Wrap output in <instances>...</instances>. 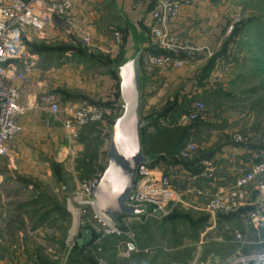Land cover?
<instances>
[{
  "label": "rangeland",
  "instance_id": "374dc122",
  "mask_svg": "<svg viewBox=\"0 0 264 264\" xmlns=\"http://www.w3.org/2000/svg\"><path fill=\"white\" fill-rule=\"evenodd\" d=\"M216 3L218 6H226L227 11L222 17L224 24L221 23L226 25L228 37L224 56L216 64L213 77L216 82H212L208 88L205 84L201 86V81L195 80V77H190L184 88L183 83L179 82L181 76L175 77L178 73L173 71L170 77L176 78L177 84L169 83L164 86L161 83L153 86V91H165V95L175 94L176 89L181 90L183 87L184 90L181 91H185V95H181L185 98H180L177 107L170 108L172 110L169 109L168 113L164 114V119L159 117V111L150 115L146 108H142L141 117L150 121L153 126L145 127L141 134L144 154L155 157L156 160V155L162 152L166 153V158L173 157L188 138L196 141L200 151L216 152L213 156L219 171H216L215 184L222 187L218 190L220 191L233 186L239 176L264 160V0H217ZM184 5L194 6L195 3L190 0ZM172 19L168 25L170 32ZM236 25L238 33L234 35ZM114 33L115 31L112 35L115 39ZM172 33L180 38L177 33ZM120 35L122 38L121 33ZM135 51H129L119 64L133 56ZM51 64L52 61H49L45 67L52 68ZM86 67L88 68L82 71L85 76L107 70L102 64L96 63L90 66L86 63ZM200 87L202 90L197 92ZM118 89L120 90V82ZM85 100L96 103L90 101L91 99ZM197 100H202L205 104L202 119L199 121L203 130L198 131V135H188V128L193 124H181V117L192 109ZM122 103L121 101L111 125L108 124L106 133V128H100L102 123H99L85 135L87 142L92 140L85 149L80 150L79 144L84 141L82 131L89 127L82 129L79 138L72 142L66 136V140L70 141L67 146H71L70 149L74 152L68 157H73V166L85 153L91 155V160L95 159L104 138L107 137L110 141L112 126L122 112ZM96 104L105 107L102 103ZM149 133L154 135V138ZM237 137L246 140L248 147L236 143L234 139ZM152 149L156 155H149ZM227 153L230 154V159H234L233 162L230 163V159L225 160L221 156ZM241 162L251 164L250 168L243 166ZM94 163L84 162L87 165L85 170L77 172L70 166V172L63 179L53 180L51 183L38 181L32 191L28 188L19 190L20 184L16 181L10 184L12 189L9 201L26 205L25 208H20V212L12 210L13 219H16L19 213L21 218L26 217L24 244L34 250L33 255L37 260L48 261L49 257L47 259L46 256L49 254L58 258L66 257L74 247L69 242L71 235L74 233L77 240L86 230L83 224L91 216L92 208L77 203L72 206L69 199H72L82 181L91 180L103 173L101 171L104 162L101 166L96 165L95 169ZM105 165L107 166L108 162ZM263 184L264 176L257 177L245 189L246 208L244 211L241 209L240 216L211 214L202 209L200 199L193 194L181 198L165 217L149 216L143 221H133L129 227H124L126 233L131 231L135 235L140 247L150 249L144 253L148 256L138 255L133 259L120 256V247L128 240L125 234L105 236L102 241L104 252L110 257V264H242L241 259L244 257H250L252 260L247 264H253V259L264 255V197L261 190ZM39 218L42 220L41 228L34 229ZM14 228H17L16 224ZM21 228L23 229L22 226ZM235 231L241 235L239 240L233 237Z\"/></svg>",
  "mask_w": 264,
  "mask_h": 264
},
{
  "label": "crops",
  "instance_id": "0c3cea01",
  "mask_svg": "<svg viewBox=\"0 0 264 264\" xmlns=\"http://www.w3.org/2000/svg\"><path fill=\"white\" fill-rule=\"evenodd\" d=\"M72 1L75 12L73 21L68 23L65 19H59L55 25L47 27L43 32L26 33L28 38H32L31 41L26 40L32 57L23 61H33L34 64L30 71L25 73L23 80L12 82L13 85L21 87L19 102L23 105L29 103L30 108L26 116L20 119L23 133L10 145L9 155L0 158V264H97L92 250L93 234L87 235L85 232L77 238L76 245L69 250L66 257L58 258L49 254L46 257L47 259L49 257L50 261L37 260L33 255L34 250L24 244L26 217L22 219L20 213L16 219L12 216V210L20 212V208L23 209L26 205L9 201L12 189L10 184L13 181L20 184L19 190L28 188L32 191L38 181L45 180L51 183L53 180L63 179L70 172L73 157L71 159L68 157L74 152L71 151V146H67L70 141L66 140L64 130L66 116L63 109L66 106L88 102L85 99L104 104L108 108V117L100 128L104 126L105 133L108 131V124L111 125L122 101L116 67L129 51L133 49L144 51L151 45L152 0ZM216 2L217 0H194V6L184 5L178 17L172 19L170 30L180 36L186 47L181 54L186 63L182 69L157 68L151 73L141 71L142 108H146L150 115L159 111V117L164 119V112L167 109L177 107L180 98H185L182 96L185 95V91L181 90H184L190 77L201 81V86L205 84L208 87L212 82H216L213 79L216 64L224 56L228 41L226 25H223L222 21L227 9L226 6H218ZM114 31L122 34L118 43L113 38ZM86 37L89 38L88 43L85 42ZM23 61L19 63L21 68L25 64ZM49 61H52V68L45 67ZM90 62L102 64L107 70L85 76L82 71L88 68L86 63L87 66L92 65ZM173 71L178 73L175 77L181 76L179 82L183 83L184 88L176 89L175 94L166 95L165 91H153V86L161 83L164 86L169 83L176 85V78L170 77ZM201 90L202 87L197 92ZM52 101L58 103L60 112L54 114L50 111ZM200 120L193 122V125L190 124L188 135H198V131L202 132ZM95 127L97 126L84 129L82 139ZM150 136L154 138V135ZM189 139L173 157L166 158V153L157 154L153 149L149 155L157 154V160L155 157H148L154 165L171 174L172 184L182 198L186 195L192 196L196 189L218 191L222 187L215 184L216 178L209 181L198 177L201 171L200 161L204 158H214L216 152L213 150L202 152L198 149L196 141ZM91 141L87 142L84 138L83 144H79L80 150L85 149ZM188 143L196 144L197 151L190 158L183 159L180 151ZM109 144V138H104L95 159L91 160L89 157L91 155L85 153L82 158L79 157L77 163H74L72 169L76 172L85 170L87 163H94L96 160L94 169L96 165L101 166L104 162V168L102 166V171L100 169L104 173L108 166L105 164L108 162ZM228 155L230 154H221L225 160L230 159L231 156ZM233 161L234 159H230L228 162ZM241 164L249 168L251 166L247 162ZM245 208L243 207V211ZM237 215L240 216V213ZM20 225L23 229H20ZM41 225L42 220L39 218L34 229L41 228ZM136 245L137 251L132 254L131 259L138 255L148 256L144 253L149 252V248L140 247L137 242ZM108 258L110 259L109 256Z\"/></svg>",
  "mask_w": 264,
  "mask_h": 264
},
{
  "label": "built area",
  "instance_id": "2783aa9c",
  "mask_svg": "<svg viewBox=\"0 0 264 264\" xmlns=\"http://www.w3.org/2000/svg\"><path fill=\"white\" fill-rule=\"evenodd\" d=\"M150 40L151 45L143 51L141 58V71L151 73L157 68L180 69L186 63L181 58L186 49L181 39L169 31L168 25L176 17L181 7L190 0H152ZM185 1V2H184ZM75 18L72 0H0V158L9 155L10 145L23 133V124L20 119L26 116L30 104L19 102L21 87L13 85L15 80H23L25 73L30 71L33 61H23L31 58L27 42L28 31L43 32L47 27L55 25L59 19L71 22ZM116 42H120L121 35L114 33ZM89 38H85L88 43ZM25 63L21 68L19 63ZM205 110L204 102L197 100L192 109L181 117V124L193 123L202 118ZM52 113L60 112L58 103L52 101ZM65 113L64 130L68 140L79 138L82 129L105 123L108 108L100 104L82 102L79 105H69L63 109ZM111 133V132H110ZM111 135V134H110ZM236 143L248 147V142L241 137L234 139ZM197 151L194 143H188L180 151L183 159L190 158ZM201 171L198 177L208 180L215 179L218 163L216 158H204L200 161ZM103 173L88 181H82L69 199V204L89 205L92 208L91 216L84 223V229H90L95 235L92 250L96 256L97 264H110L102 247L105 236L125 234L128 240L120 247V255L130 258L137 251L135 235L124 227H129L133 221H143L149 216L165 217L180 202L181 196L172 184L171 175L162 167L153 162L143 163L139 166L134 187L130 193L127 204L132 207L145 206L148 210L141 216H125L120 219V226L114 224L110 218L103 214L93 196L100 183ZM264 176V160L254 164L247 172L239 176L233 186L209 193L202 189L195 190V197L200 199L202 209L216 215H237L245 205V189L257 177ZM264 197V184L261 187ZM80 209V208H78ZM81 210V209H80ZM233 237L241 238L235 231ZM73 233L69 239L71 245H76ZM75 239V240H74ZM74 240V241H73ZM250 257L241 259L247 264ZM253 264H264V255L253 259Z\"/></svg>",
  "mask_w": 264,
  "mask_h": 264
},
{
  "label": "water",
  "instance_id": "95a60500",
  "mask_svg": "<svg viewBox=\"0 0 264 264\" xmlns=\"http://www.w3.org/2000/svg\"><path fill=\"white\" fill-rule=\"evenodd\" d=\"M142 54V49L136 50L116 69L120 80L122 112L112 127L107 151L108 166L93 194L100 211L118 226L121 218L141 216L148 210L145 206L132 207L127 204L139 166L151 162V158L144 154L141 134L151 123L141 117ZM84 232L87 235L92 233L90 229Z\"/></svg>",
  "mask_w": 264,
  "mask_h": 264
},
{
  "label": "trees",
  "instance_id": "16d2710c",
  "mask_svg": "<svg viewBox=\"0 0 264 264\" xmlns=\"http://www.w3.org/2000/svg\"><path fill=\"white\" fill-rule=\"evenodd\" d=\"M237 26H238V25H236L235 28H234V29H235L234 32H233L234 35H235L236 33H238ZM168 111H169V109H167L164 113L166 114V113H168ZM94 237H95V235L93 234V235H92V240H94Z\"/></svg>",
  "mask_w": 264,
  "mask_h": 264
}]
</instances>
